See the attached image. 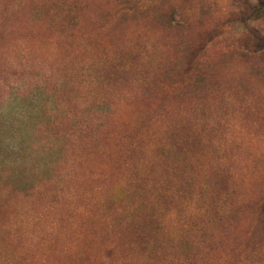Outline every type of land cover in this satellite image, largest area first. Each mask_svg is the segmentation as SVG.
<instances>
[{
	"label": "rangeland",
	"instance_id": "obj_1",
	"mask_svg": "<svg viewBox=\"0 0 264 264\" xmlns=\"http://www.w3.org/2000/svg\"><path fill=\"white\" fill-rule=\"evenodd\" d=\"M0 264H264V0H0Z\"/></svg>",
	"mask_w": 264,
	"mask_h": 264
}]
</instances>
